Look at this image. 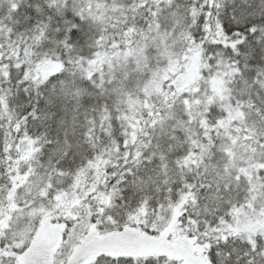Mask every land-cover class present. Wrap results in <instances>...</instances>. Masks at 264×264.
Returning a JSON list of instances; mask_svg holds the SVG:
<instances>
[{
    "label": "snow or ice",
    "instance_id": "1",
    "mask_svg": "<svg viewBox=\"0 0 264 264\" xmlns=\"http://www.w3.org/2000/svg\"><path fill=\"white\" fill-rule=\"evenodd\" d=\"M0 264H264V0H0Z\"/></svg>",
    "mask_w": 264,
    "mask_h": 264
}]
</instances>
